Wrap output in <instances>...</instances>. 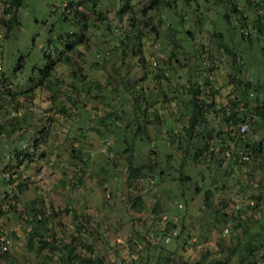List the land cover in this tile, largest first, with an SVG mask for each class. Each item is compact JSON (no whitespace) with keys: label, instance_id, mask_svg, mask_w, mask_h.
Segmentation results:
<instances>
[{"label":"rangeland","instance_id":"rangeland-1","mask_svg":"<svg viewBox=\"0 0 264 264\" xmlns=\"http://www.w3.org/2000/svg\"><path fill=\"white\" fill-rule=\"evenodd\" d=\"M149 6L22 0L7 35L0 23V264H60L71 234L106 264H234V247L259 230L263 172L233 164L234 143L217 135L230 129L233 79L264 84V43L241 37L253 31L235 12L252 16L242 0ZM192 89L210 104L191 130L205 144L196 157L184 132ZM260 139L264 128L248 127L244 141ZM34 228L57 250L28 243ZM74 252L89 254L78 242Z\"/></svg>","mask_w":264,"mask_h":264},{"label":"trees","instance_id":"trees-1","mask_svg":"<svg viewBox=\"0 0 264 264\" xmlns=\"http://www.w3.org/2000/svg\"><path fill=\"white\" fill-rule=\"evenodd\" d=\"M123 1L127 2V0H123ZM21 2L22 0H0V3L3 6L1 13L2 18L0 19V23L5 29V35H7L11 30V23L16 19V11L20 6ZM150 2L152 6H149V8L154 7L155 9L160 4L163 3V0H150ZM168 3L169 2H167V4ZM231 3L235 4V2H231ZM234 4H232V7L236 9V6ZM242 5L245 7V13L252 16V19L248 20V17L245 18V16H242L240 13L237 14V12H235L236 17L240 23V28L241 29L245 28L246 24H248L247 21H250L251 23L250 28L253 32L252 34H244L242 32L240 34L241 37L244 38L246 36L248 40H250L253 37L256 38L257 41H262L264 43V0H242ZM127 9L130 10L131 8L126 3H124L122 8H120L116 12L117 16L120 17V15L125 13L124 11H126ZM255 11L257 12L254 13ZM100 13L101 12L96 14L98 19H102L104 17ZM223 16L226 17L227 19V14H224ZM138 34H140L139 30H138ZM214 36H216V38H219L220 34L214 33ZM135 37H138V35L131 36V38H135ZM78 41L81 42L83 40L80 37ZM261 50H262L261 52H264V47H262ZM123 52L126 53V51ZM226 53L232 55L234 62H237L240 59L239 56L237 57L235 53L231 52L229 49L228 50L226 49ZM135 54L136 52L134 50L129 51L130 56H133ZM67 61H69V56H66L64 58V63H67ZM157 75L158 74L155 73L154 77H157ZM233 80L234 82H238L237 84L240 86V89L237 90L235 89L236 92L239 94V97L236 98L235 96V98L230 100L234 110H232L233 109L232 108L230 110V114L222 116V121L225 122L226 125L230 127V129L221 130L217 133V135H222L221 139L223 136H227L230 139V141L234 143L233 146L234 148H236V150L233 153L232 152L230 153V160L232 161L233 164L239 165L242 163H246L247 162L246 160H251L252 162L255 163V165H257L258 168L262 170L264 176L263 140L260 139L255 143H248L244 141V134L247 133L248 127L252 128L255 125H261V127L264 128V84H256V83L251 84L249 82L242 83L241 80L238 78H235ZM196 93H197L196 90L192 89L193 96L190 100L186 101V105H189L190 107L192 106V111H191L189 125L187 126V128H184L187 145L189 144V142H193V140L196 139V142L194 140V143L196 145L193 146V149H195L193 157L205 153L204 150L205 144L203 142L201 143L200 141V139H203L202 138L203 136H197V134L200 131L193 135L191 133V130L195 127L196 124H198L203 119V115L208 111V107L210 106L209 103H206L204 101H200V103H198L195 100ZM249 94L250 95L252 94V96H249ZM70 101L72 102V99ZM151 105H153L152 102ZM198 116H200L201 119L198 118ZM241 123L246 124V129L243 133H239L238 131V125ZM232 126H235L234 132L231 129ZM136 132L138 134L143 132V128L141 125L137 127ZM208 135H206L207 138H210ZM220 146L221 148L217 152H215L214 155L219 153L220 150L224 149V145L221 144ZM21 151H22L21 149H16V148L12 149V153L14 157H17L18 155L22 154ZM222 153H224V150L222 151ZM209 154H211L210 156H213L212 151L209 152ZM242 156H246L247 159L244 160L241 159ZM239 157L241 160L238 161ZM126 170L128 171L129 174L134 172L137 176L141 173L139 171V168L135 166L128 165ZM186 179L187 178L182 177L181 180H186ZM257 197L258 196H255L254 198L256 199ZM35 222L36 225L45 226L44 215H39V217L35 220ZM255 222L258 224L259 230L248 232V237L243 242L238 243V245L234 247V251H236V255L238 256L234 264H244V263L264 264V215H263V220H256ZM75 232L78 234L79 229H76ZM27 236H28V243L32 244L33 241H36L37 243H39L40 249L46 248L50 253L57 250V246L55 244L54 238H52L51 240L41 239L36 228L32 229V232L27 234ZM77 242L78 244H81L89 254L84 256L75 253L74 246L76 245ZM4 243L6 244V240L4 241ZM64 247H66V252L64 255L65 257L61 258L60 264H106L103 257L93 252V248L89 244L83 245V243L79 242V239L74 234L70 235V241L68 243V246H64ZM5 250L6 249L2 251Z\"/></svg>","mask_w":264,"mask_h":264},{"label":"built area","instance_id":"built-area-1","mask_svg":"<svg viewBox=\"0 0 264 264\" xmlns=\"http://www.w3.org/2000/svg\"><path fill=\"white\" fill-rule=\"evenodd\" d=\"M245 129H246V124L245 123H241V124L238 125L239 133H243L245 131ZM241 158L242 159H247L246 156H242ZM1 248H2V250H4L5 249V244H2Z\"/></svg>","mask_w":264,"mask_h":264}]
</instances>
